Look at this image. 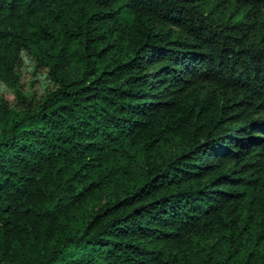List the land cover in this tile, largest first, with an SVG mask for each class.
<instances>
[{"label": "trees", "instance_id": "trees-1", "mask_svg": "<svg viewBox=\"0 0 264 264\" xmlns=\"http://www.w3.org/2000/svg\"><path fill=\"white\" fill-rule=\"evenodd\" d=\"M0 86V264H264V0H0Z\"/></svg>", "mask_w": 264, "mask_h": 264}, {"label": "rangeland", "instance_id": "rangeland-1", "mask_svg": "<svg viewBox=\"0 0 264 264\" xmlns=\"http://www.w3.org/2000/svg\"><path fill=\"white\" fill-rule=\"evenodd\" d=\"M32 76L30 74V72H25L22 78V87L26 88V89H30V90H40L39 89V84L37 81H32ZM0 95L5 96L8 99L12 98V94L11 91L3 88L2 86H0Z\"/></svg>", "mask_w": 264, "mask_h": 264}]
</instances>
